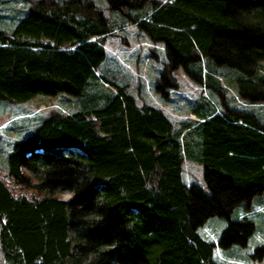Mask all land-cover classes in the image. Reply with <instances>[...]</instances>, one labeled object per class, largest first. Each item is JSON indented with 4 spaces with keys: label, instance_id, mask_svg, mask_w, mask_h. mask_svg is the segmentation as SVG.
I'll return each mask as SVG.
<instances>
[{
    "label": "trees",
    "instance_id": "1",
    "mask_svg": "<svg viewBox=\"0 0 264 264\" xmlns=\"http://www.w3.org/2000/svg\"><path fill=\"white\" fill-rule=\"evenodd\" d=\"M105 2L161 43L153 83L161 97L177 87L178 67L194 82L206 77L221 96L200 71L206 57L240 72L238 98L264 101V72H257L264 0ZM111 30L92 0H32L10 29L0 28V100L65 94L79 102L69 113L49 109L10 141L0 172V258L4 264H222L213 248L244 246L254 229L244 212L230 214L249 210L264 193V121L226 105L206 110L198 100L188 112L194 119L173 127L159 107L136 103L125 83L102 74L109 88L89 92ZM184 158L200 165L198 181H182ZM210 216L225 221L215 241L197 231ZM262 255L259 243L250 256Z\"/></svg>",
    "mask_w": 264,
    "mask_h": 264
},
{
    "label": "rangeland",
    "instance_id": "2",
    "mask_svg": "<svg viewBox=\"0 0 264 264\" xmlns=\"http://www.w3.org/2000/svg\"><path fill=\"white\" fill-rule=\"evenodd\" d=\"M32 0H0V28L10 29L13 22L25 11ZM101 9L111 24L112 30L104 36L103 48L105 59L94 68L97 80L88 86L89 92H104L109 87L102 83L101 75L113 79L117 83H125L136 103H149L159 107L171 120L174 127L180 121L194 119L189 109L194 102L203 101L214 110L228 107L249 110L264 121V101L248 102L238 98L236 79L240 72L224 65H213L206 57L200 59L199 67L203 74H210V80H215L221 90V96L205 83L194 82L178 67L173 74L177 87L169 91L166 98L158 95L153 89V83L163 60L160 42H152L135 24L125 21L120 15L108 9L105 0H92ZM164 1V0H156ZM209 62V65H207ZM191 67H195L191 66ZM257 72H264V60ZM209 80V81H210ZM101 95V94H100ZM205 104V105H206ZM79 106L78 99L65 94L54 96L36 95L22 102L0 100V172H4V154L9 148L10 141L25 134L45 115L49 109L61 112H71ZM183 180L200 178L198 167L192 160L183 159ZM62 194L61 197H66ZM260 196V197H259ZM260 202L253 200L251 211L247 217L254 223V229L248 236L244 246L231 244L226 248L214 247L212 258L222 264H264V255L254 258L250 256L252 249L259 243H264V229L261 217L264 206V193L257 195ZM255 197V198H257ZM240 207H235L231 218L238 215ZM225 223L222 217L210 216L205 223L198 227V233L210 241H215L217 233ZM0 264H4L0 258Z\"/></svg>",
    "mask_w": 264,
    "mask_h": 264
},
{
    "label": "crops",
    "instance_id": "3",
    "mask_svg": "<svg viewBox=\"0 0 264 264\" xmlns=\"http://www.w3.org/2000/svg\"><path fill=\"white\" fill-rule=\"evenodd\" d=\"M104 49V48H103ZM105 59V50H104V57H103V59L102 60H104ZM192 115V114H191ZM194 116V115H193ZM174 127V126H173ZM183 162V159H182V161H181V166H180V177H181V179H182V181L183 182H185V183H188V182H191V181H198V180H194V179H189V180H183L184 178H183V175H182V163ZM195 163V162H194ZM196 165H199L198 163H195ZM198 167H200V165L198 166ZM201 171V167H200V169H199V172ZM251 205H252V203H251ZM264 206V201H263V203L261 204V207H263ZM264 209V208H263ZM251 211V206H250V208H249V210H247V211H242V208H240V211L238 212V214H241V213H243L244 212V214L247 216V214L249 213ZM261 221H262V225H263V229H264V211H263V214H262V217H261Z\"/></svg>",
    "mask_w": 264,
    "mask_h": 264
}]
</instances>
